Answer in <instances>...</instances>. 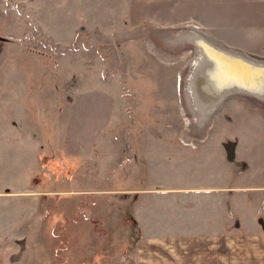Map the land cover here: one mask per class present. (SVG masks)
I'll return each instance as SVG.
<instances>
[{
  "label": "rangeland",
  "instance_id": "374dc122",
  "mask_svg": "<svg viewBox=\"0 0 264 264\" xmlns=\"http://www.w3.org/2000/svg\"><path fill=\"white\" fill-rule=\"evenodd\" d=\"M198 3L0 0V264H133L134 214L158 187L218 169L201 138L219 140L234 172L264 170V94L219 77L215 100L191 79L194 38L208 40L187 22ZM262 8L218 2L229 38L216 41L264 54L250 14Z\"/></svg>",
  "mask_w": 264,
  "mask_h": 264
},
{
  "label": "crops",
  "instance_id": "0c3cea01",
  "mask_svg": "<svg viewBox=\"0 0 264 264\" xmlns=\"http://www.w3.org/2000/svg\"><path fill=\"white\" fill-rule=\"evenodd\" d=\"M197 1V17L187 21L188 25L213 44L229 49L216 41L229 38L226 28H219L229 24L222 19L225 12L215 10L223 0ZM250 14L262 18L256 25L258 38L263 41L264 8ZM245 56L260 60L264 54L256 50ZM198 145L202 156L217 157L218 169L206 176L198 175L200 180L196 182L158 187L162 189L158 192L162 193L159 203L149 205L150 212L134 214L142 239L133 251V264H264V211L256 213L260 204L264 209V170L252 169L247 159L250 162L246 170L238 174L222 158L218 139L201 138ZM142 188L151 191L150 187ZM164 196L170 197L169 201L162 199Z\"/></svg>",
  "mask_w": 264,
  "mask_h": 264
},
{
  "label": "bare ground",
  "instance_id": "6f19581e",
  "mask_svg": "<svg viewBox=\"0 0 264 264\" xmlns=\"http://www.w3.org/2000/svg\"><path fill=\"white\" fill-rule=\"evenodd\" d=\"M197 43L199 44L202 50L199 56L201 60H199V58L197 59L196 63H199L193 75V78L191 79H194V77H199L202 82L204 81V83L208 86V89L214 93V96L216 97V99L214 97L215 100H218L222 96L223 91L221 89L222 86L220 82L222 81L221 83H223L226 79H228L230 83L234 81L240 87H243L247 90L264 94L263 61L253 60L242 55L241 56L245 58V60H243L242 58H237L235 56L230 57V55L228 54H234V52L219 47L206 40H201L197 38ZM217 48H220L225 52L217 51ZM202 54L205 55V58L203 59ZM244 62L249 65H245ZM228 67L232 69H229ZM204 73H206V75H204ZM219 77H222L219 80L220 82L217 79ZM217 86L221 89L220 93L215 92Z\"/></svg>",
  "mask_w": 264,
  "mask_h": 264
},
{
  "label": "water",
  "instance_id": "95a60500",
  "mask_svg": "<svg viewBox=\"0 0 264 264\" xmlns=\"http://www.w3.org/2000/svg\"><path fill=\"white\" fill-rule=\"evenodd\" d=\"M197 38L198 39H201V40H206V39H204V38H202V37H200V36H197V37H195L194 38V41L197 43ZM206 41H208V40H206ZM209 42V41H208ZM198 44V43H197ZM199 45V44H198ZM217 51H222V52H225L224 50H222V49H220V48H217L216 49ZM228 55H230V57H232V56H235V57H237V58H242L243 60H245V58H243L240 54H237V53H232V54H228ZM202 59L203 58H205L204 56V54H202ZM245 57V56H244ZM199 63V62H198ZM198 63L196 64V66L194 67V70L192 71V75L191 76H193L194 75V73H195V71H196V69H197V65H198ZM245 63V62H244ZM245 65H249V64H247V63H245ZM245 65H242V66H245ZM241 66V67H242ZM229 68V67H228ZM261 68V67H260ZM229 69H232V68H229ZM252 71H253V69H252ZM192 78V77H191ZM193 97L197 100V98H196V95H195V93L193 94ZM197 102H198V100H197ZM200 104V103H199ZM200 106H202L201 104H200ZM207 106H209V105H207ZM207 106H204V108L205 107H207ZM202 108H203V106H202ZM230 156H231V154H230Z\"/></svg>",
  "mask_w": 264,
  "mask_h": 264
}]
</instances>
